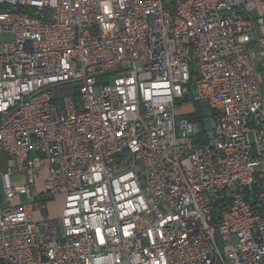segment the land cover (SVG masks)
<instances>
[{"label":"built area","instance_id":"obj_1","mask_svg":"<svg viewBox=\"0 0 264 264\" xmlns=\"http://www.w3.org/2000/svg\"><path fill=\"white\" fill-rule=\"evenodd\" d=\"M0 6V264H264V0Z\"/></svg>","mask_w":264,"mask_h":264},{"label":"rangeland","instance_id":"obj_2","mask_svg":"<svg viewBox=\"0 0 264 264\" xmlns=\"http://www.w3.org/2000/svg\"><path fill=\"white\" fill-rule=\"evenodd\" d=\"M13 37V35L11 33L8 32H4V33H0V40H10ZM56 93L59 94L60 96L63 95H67V94H71L74 91V84H66L63 86H60L59 88L55 89ZM188 99V98H187ZM201 108V114L205 117V126L207 128L210 127L211 124V109L208 106L207 102L202 100L199 101L198 104ZM195 104L194 103H186L184 105H181L177 108V113L178 114H193L195 112ZM199 128L201 129L202 127V123L199 122ZM0 166L1 168H4L6 166V159L4 154L1 152L0 154ZM12 180H23V177L21 175H13L12 176ZM35 188L38 192H43L42 189V176L37 177L36 179V185ZM44 193V192H43ZM41 193V194H43ZM3 197V191H2V185H1V180H0V198ZM24 195L22 196H17V199H21L23 198ZM42 197H45L47 200V212L50 213L51 215H57L60 209V205H61V196L57 195V196H53L50 198V196L43 194ZM36 200L39 199L38 196L36 195Z\"/></svg>","mask_w":264,"mask_h":264},{"label":"trees","instance_id":"obj_3","mask_svg":"<svg viewBox=\"0 0 264 264\" xmlns=\"http://www.w3.org/2000/svg\"><path fill=\"white\" fill-rule=\"evenodd\" d=\"M0 9H4V6H0ZM197 118H198V115L195 113L189 115V119L191 120H195Z\"/></svg>","mask_w":264,"mask_h":264}]
</instances>
